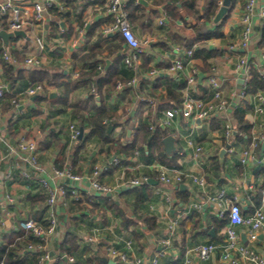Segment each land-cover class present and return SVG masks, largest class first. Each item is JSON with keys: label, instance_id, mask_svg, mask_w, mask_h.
<instances>
[{"label": "built area", "instance_id": "obj_1", "mask_svg": "<svg viewBox=\"0 0 264 264\" xmlns=\"http://www.w3.org/2000/svg\"><path fill=\"white\" fill-rule=\"evenodd\" d=\"M128 0H108L106 14L110 21L104 26L103 34L114 35L120 34L125 43L126 50L123 60L129 68L136 69L137 65L142 61V55L146 53L149 44L152 41L151 36L139 38L135 33L129 21V13L127 10ZM222 4V2H221ZM56 5L60 10L66 8L65 4L60 0H42L36 1L33 4L34 16L38 22L45 20L46 10ZM10 15V30H26L32 24L22 12V9L14 0H3L0 3V16ZM258 17L264 26V4L260 7L258 0H245L244 8L241 13L240 23L242 25L241 39L239 46L242 48L249 47L254 34L255 18ZM160 23L164 24V20L160 19ZM61 33L66 31L65 27L60 29ZM82 33V31H81ZM34 45L43 51L46 49V41L43 35H35L33 39ZM235 50L237 45L231 44L229 47ZM175 56L171 57L167 69L171 73H185L188 78V87L183 89L182 95L175 105L166 107L163 111L157 109L159 101L157 97L147 96L145 94L138 95V99L148 102L153 107L154 115L159 120V123L171 129L176 138L182 140V146L178 149V153L183 155L188 149H192V158L199 161L204 148L193 137L192 131L184 133L185 128L181 123V119H192L193 126L199 122L212 121L215 118L224 117L223 134L228 142H233L235 132V122L230 114L235 108L246 110L249 106L256 115L254 121L253 133L251 140L244 145L240 162L246 164L251 159L256 157V150L264 144V91H258L254 94L247 92L245 82L239 86L232 88L227 94L225 92V81L220 76L215 68L204 77L208 84V90L205 96L198 95L196 91L191 90V86L196 85L200 69L195 63L194 48H185L184 46H176L175 50L171 51ZM2 59L8 64H13L16 67L22 68L24 71L33 67H40L42 59L38 55L25 56L20 60L12 53V48L6 47L2 53ZM237 67L248 73V59L241 57ZM26 69V70H25ZM159 69L155 68L150 71V75L158 76ZM78 72H74L77 76ZM261 75L264 78V54L262 56ZM138 79L133 77L128 84L136 85ZM51 85L45 83H29L23 91L19 92L12 99L13 109L20 106L24 96H37ZM124 83L119 82L118 87L123 88ZM93 90H95L93 86ZM11 91L9 83L0 78V99L5 93ZM3 119V111L0 106V123ZM154 127V124L151 125ZM4 126H0V162H5L10 156L14 157L13 164L9 166L5 173V180H14L16 173L23 178H35L40 183L42 189L47 193L48 205L45 223L39 222L34 217H26L20 221L21 228L30 232L33 236L40 239V243H31L28 245V250L40 252L38 264L56 261L57 264H79L73 255H57L54 257L51 254V249L48 247L55 236L62 240L67 230L66 222L72 218V213L75 215L83 212H90L93 209L94 203L88 199H84L82 192L86 191L90 194L113 193L124 187L141 186L149 183L150 179L154 178L161 184H172L175 186L185 184L187 180L198 187L200 193L189 205L188 212H202L206 203H211L216 208L215 216L221 218L228 214L229 221L225 225L224 239L221 242L207 241L199 242L191 246L186 256L176 264H192L193 254L199 260V264L210 260L212 256L221 252L219 262L217 264H241L247 262L252 264H264V256L256 249L255 243L259 240L261 233L264 234V192L262 196V204L257 207L254 212L245 214L241 200L237 195H229L226 188L221 187L214 193L207 191L209 184L208 177L205 173H195L184 171L182 169L168 166L154 161L147 163L142 157L141 145L137 142L134 146L133 153L124 158L128 163L122 164L123 158L114 156L110 162L99 164L94 162L90 165L88 173H80L76 171L72 164L67 163L65 167L59 168L53 162L44 164L39 159V141L30 138L26 133H20L16 142L13 143L3 133ZM80 129L74 122L69 124L70 140L74 141L79 137ZM184 144V145H183ZM233 144V143H232ZM228 151L233 153L236 151L235 144L229 146ZM264 165V157H263ZM111 166H119L121 172L118 175L116 184L105 183L101 181L103 174H106ZM140 170H143L140 172ZM154 173L155 176H152ZM88 183V185H86ZM156 193L163 192L162 187L155 189ZM9 202H14L13 198L7 197ZM166 200L172 201L171 196L166 194ZM97 201V200H96ZM206 202V203H205ZM85 206L84 210L73 206L76 204ZM182 215L176 217H168L165 233L157 236L156 246L157 251L154 254H139L136 251V242L132 238L124 237L118 234L109 225H98L93 227L88 233L83 236L85 244L92 248H97L98 245L108 239L110 234L114 239L106 242L103 245L109 256L118 264H160V259L164 256L171 255L175 247L176 234L180 224L183 221ZM248 227L247 240L245 243L242 240V227ZM120 244V245H119Z\"/></svg>", "mask_w": 264, "mask_h": 264}, {"label": "crops", "instance_id": "obj_2", "mask_svg": "<svg viewBox=\"0 0 264 264\" xmlns=\"http://www.w3.org/2000/svg\"><path fill=\"white\" fill-rule=\"evenodd\" d=\"M17 5L22 9V12H24L25 16L29 18V21L32 23L30 24L27 29L25 30L26 35L18 37L16 39L10 38L9 46L13 50H20L23 51L25 56L29 55H38L42 59V65L40 67H46L50 70H60L62 68L65 69V72L67 73L66 76L63 77L65 81H68L72 78H75L74 72L77 71L79 73L81 69L82 63L78 61L77 59L74 60L73 55L74 54H83L87 51V49L91 46V44L94 41V37L87 39L86 38V30L88 27L91 26V24L98 20L106 21L102 27L104 29V26L109 23L110 18L106 14L107 4L108 0H102L101 1H94V0H76V2L80 1L81 3H86L87 6L85 7L83 11V20L86 27L82 26L79 22L78 15L74 12H72L71 19H67V17H61L58 14L52 12L49 10V8L45 12V20L43 22H38L35 19L34 16V7L33 4L36 1H42V0H14ZM59 1V0H58ZM64 4L66 3L64 0H60ZM137 1V0H135ZM149 1V0H148ZM202 2L204 0H201ZM3 2V0H0V3ZM150 2V1H149ZM151 3V2H150ZM245 0H236L234 2L233 9L230 13V16L228 17L226 23L223 26V31L225 34L224 38H212L204 43L207 47H214L222 50V52L217 55L215 58L212 59L213 61V68L217 71V73L224 78L225 83V92L228 94L232 88L241 86L244 82L249 79L250 75L249 73H246L244 70H240L237 65L239 62V59L241 57L247 58L248 62L254 61L255 64L262 67V56L264 54V47L259 46V41L262 37V32L264 26L262 25V22L258 17L255 18V28H254V34L253 38L251 40V43L249 47L242 48L239 46V41L241 39V31H242V25L240 23V17L241 13L244 8ZM152 4V3H151ZM264 4V0H258V5L261 7ZM153 5V4H152ZM161 6H164L161 5ZM160 6V7H161ZM66 8L64 11L68 10L70 7L65 6ZM159 7V8H160ZM154 8V5H153ZM158 8V9H159ZM152 9V8H150ZM59 11L63 12V10L58 9ZM73 11V10H72ZM160 11V10H159ZM161 16L155 17V16H149L145 19V23L149 26L150 18H154V23L150 28H147L146 30L139 27L132 25V28L134 29L135 33L139 38H143L146 36H151L152 41L149 44L147 51L145 54L151 57V62L149 64L150 68H142L140 69V64L136 67V78L141 82V78L145 76H151L150 71L157 68L159 69V72L161 75L163 74H169L170 76H176V79H179L180 76L187 77V74L185 73H171L167 69L168 63L171 59V57L175 56V52L173 54L171 51L175 50L176 46H183L180 39H173L170 35L171 32L174 30L170 26V20L169 18L164 15V8L163 11H160ZM182 13L185 14V11L182 10ZM215 18V17H214ZM160 19L164 20V24L160 23ZM50 22H55V24H50ZM215 22L214 20L208 25L214 26ZM62 27L66 28V31L64 33H61L60 29ZM1 30V29H0ZM9 31V30H8ZM82 31V33H81ZM182 32V31H181ZM185 33V32H184ZM183 34V33H182ZM35 35H43L44 39L46 41V49L43 51H40L33 42V39ZM104 35V34H103ZM114 35H108V36H115ZM111 37H106L105 41L103 42V46L107 47L110 41ZM168 42L169 48L165 49L161 46V42ZM4 42V41H3ZM5 44V43H4ZM231 44L237 45V48L235 50H231L229 47ZM126 50V43L124 41V45L122 48V51L119 50L113 55H116V58L120 56L121 54L124 56V52ZM113 55H109L108 48H105L102 54L100 55L101 58V71L102 74L105 73L106 68H108L111 63L116 59H113L111 63L107 66V60L111 59ZM24 56V57H25ZM254 57V59H251ZM24 59V58H23ZM22 59V60H23ZM163 62L165 65H160L159 63ZM195 63L200 69V76H198V80L196 85L191 86V90L196 91L198 95L205 96L207 92L205 90H208V84L205 81L204 77L207 74L201 69V65L203 64V60L200 57H195ZM167 64V65H166ZM105 66V67H104ZM128 67V66H127ZM39 68V67H37ZM26 70V69H25ZM30 69H27L24 71V74L27 76L29 75ZM2 71V63L0 62V72ZM159 76V75H158ZM158 76H153L152 78H156ZM167 76V75H166ZM1 78V77H0ZM30 83V82H29ZM28 83V84H29ZM26 82H18L15 89L17 93L23 91L24 88L28 85ZM137 85V84H136ZM93 86L95 90H93ZM188 87V84L184 87ZM183 88V89H184ZM183 89L178 96V99L182 95ZM60 89L56 88L54 85H51L43 92L45 96H50V98L56 97L59 94ZM96 86L93 82H89L79 88H77L70 96L71 103H75L77 101H83L84 98H87L89 94L95 93ZM120 91V90H119ZM142 95V94H141ZM157 97L160 101H167L166 98V90L165 88H160L157 91ZM163 96V98H161ZM138 99V95L136 96ZM155 97V96H154ZM50 98H45L42 100L39 104L37 103L36 96H24L21 100L20 106L16 109H13V107H10L8 110H3V119L1 120L0 126H4L3 133L10 139L11 142L15 143L17 137H12L7 132V124L9 122L14 121L18 118L20 115H30V120H27L24 124L22 122L21 125L23 126L20 133H26L30 138H34L36 140H40L43 136L46 135V131L42 130V125H45L47 123L56 122L53 126V130H57L58 132H65L64 130L69 132V124L74 122L76 124V120H70V110L71 107L68 105H61L56 104ZM139 100V99H138ZM178 101V100H177ZM100 96H97V103H100ZM38 104V107L41 108V112L39 114H32L31 110L33 108H36ZM110 108L116 109L117 112L121 115H123V122H126L125 128L127 130V136L131 139L133 137V129H131L132 126L137 127L142 119H144L148 113V104L138 108L139 103H137L135 100L128 102V99H122V95H115L112 99L108 102ZM63 109V112H57V109ZM138 108V111L135 109ZM127 111V112H126ZM135 112L134 114L132 112ZM234 122H235V132H234V139L233 144H235L236 151L233 153H230L228 151V148L231 145H233L231 142H228L224 138L223 134V123H224V117L215 118L214 120L208 122L203 121L201 124L199 122L196 124V127L192 128L193 120L192 119H181V123L185 128L184 133H187L189 131H192V135L194 139L203 146L204 152L202 153L200 160L195 161L192 158V149H188L186 154L181 155L178 159V166H173L179 169H182L184 171L189 172H195V173H205L208 177V186L207 191L208 192H216L221 187L226 188L228 194L231 195H237L239 196L241 200V204L243 208H245V214H250L248 212V206L250 203L249 200V193L255 190L256 184L262 183L263 178H258L256 176V170L263 167V157H264V148L263 146H259L256 150V157L254 159H251L246 164H243L240 162V157L242 150L244 149V145L247 144L251 140V136L253 133L254 128V121L256 120V115L252 111V107H248L246 109V116L247 119L250 121V123L253 124L252 126V133L251 136H248L247 134H244L242 132H239L237 128V121L234 117L233 111L230 112ZM131 115L133 120L131 122H127V117ZM164 129L168 130V134H172L171 129L167 128V126L163 125ZM117 137H121L122 134V128L118 127L117 130ZM166 135V136H167ZM84 136V135H83ZM165 136V137H166ZM176 138V137H175ZM164 139V138H163ZM130 141V140H129ZM127 142V141H125ZM140 143V147L142 150V157L144 158L143 151L148 152V146L143 145L140 140L136 141V143ZM135 143V144H136ZM182 140L179 138H176L175 144L176 149L171 153H166L169 155H172L177 150L181 148L182 146ZM227 144H229L227 146ZM184 145V144H183ZM135 146V145H134ZM143 147V148H142ZM226 147V154L224 156L223 162H221L219 157V152L221 148ZM134 149V148H133ZM96 151V154L93 155L92 160L95 162H99V164H106L110 162V160L117 156L115 154H112L110 158L107 157V154L101 150V147L98 146L93 152ZM91 153V155L93 154ZM132 154V153H131ZM130 154V155H131ZM90 155V156H91ZM129 155V156H130ZM59 156V148L56 150H41L40 144H39V159L44 164H50L53 162L54 158ZM89 156V159H90ZM119 157V156H118ZM88 159V160H89ZM92 160L90 164L86 163L84 166V173H88L90 171V165L92 164ZM14 157L10 156L5 162H0V243L4 241V234L8 232L10 228L17 229L20 226V221L23 220L26 217H33V214L37 212V210L40 208L39 205H32L28 201V196L30 194H33L35 192H38L42 190V187L37 179H27L23 178L21 175H18V173L15 175L14 180H5L4 176L6 171L8 170L9 166L13 164ZM146 161V160H145ZM219 161L222 168L216 169L215 162ZM147 162V161H146ZM93 165V164H92ZM118 168V167H117ZM88 169V171H87ZM143 170H140L142 172ZM121 172V168L119 167L117 170L113 172V174H107L104 176L103 181L105 183L110 184H116L118 175ZM154 175V173H153ZM155 176V175H154ZM223 179L222 183H219V179ZM154 179V178H153ZM156 180V179H155ZM158 184V183H157ZM154 184V185H157ZM88 185V183L86 184ZM185 187L181 188L183 191L188 192L189 194V201L187 203H184L180 201L179 195H177V192L175 190V185L172 184H160L158 187H162L163 192L156 193L154 190V193L156 194V197L154 200L150 203H148V213L153 214L157 216V222L158 227L147 232L145 237L140 240V243L142 245V249L136 242V251L139 254H154L155 251H157L156 246V237L163 235L165 233V226L168 217H176L177 215H182L183 221L180 224L177 234H176V240H175V247L172 251V254L164 256L160 259V264H169L172 263L174 260L177 262H173L172 264H176L181 261L184 256H186L187 250L193 246L196 243L199 242H207L210 241V236H208L205 233H198L194 237L191 238V233L185 234L186 230H190L193 221L190 218L187 217L191 212H188V208H186L187 205H189L194 199L197 198L200 191L198 190V187L191 183L189 180L186 181L184 184ZM124 188H127L124 190ZM119 189L118 191H115L113 193H106L111 196H114L117 198V203L124 205V202L126 203V207L129 209L126 211V208L123 209L129 216H133V207H132V201H133V194H130L127 192L131 187H124ZM157 188V187H156ZM155 188V189H156ZM264 192V189H263ZM98 196H101L102 194L100 192L96 193ZM166 194L171 196L172 201L168 202L166 200ZM10 196L13 198L14 202H9L7 200V197ZM98 202V198H97ZM178 202V204H177ZM206 203V202H205ZM100 208L96 207L92 209L90 212L87 213V217L93 216V218L97 219V222L90 224L87 223V219L85 221H80V224L77 228H75L78 233L82 237V243H83V252L86 254L85 257L90 256L94 253L97 248H92L90 245L85 244L86 242L83 239V236L88 233L93 227L98 225H109L112 228H114V231L118 234H122L124 237L132 238L134 237L131 234V229L133 226H131L128 230L123 229V225L120 223L119 220H117L114 217V213L109 210L108 215L110 217V223L109 224H103V221L99 217ZM216 212V208L211 203H206L204 209L200 213L203 219V222L205 224V228L208 227V224L210 222L209 217L214 216ZM72 216H75L74 213H72ZM8 222V223H7ZM67 229L73 228L75 225L73 224L72 219L68 220L66 223ZM74 225V226H73ZM144 227V223L141 224ZM214 228L213 226L210 228V230ZM224 229L225 226L222 228V230L218 233V235H223V239L225 237L224 235ZM247 230L248 227L244 226L241 228L242 231V240L245 242V239H247ZM215 234V229H214ZM59 236V234H58ZM55 236L53 240L49 244V248L51 249V254L54 257H57L58 255V247L62 240ZM114 239V236L110 234L108 239H104L105 242L111 241ZM181 243L183 246V254L181 252V247L178 243ZM221 242V241H220ZM105 244V243H104ZM120 245V244H119ZM103 249H105V246H100ZM256 249L264 256V234L261 233L259 240L255 243ZM99 248V247H98ZM107 252V250L105 249ZM108 255V253H107ZM221 256V252L217 251L212 258L204 264H217L219 262ZM110 258V261L113 260L111 256L108 255ZM113 264L116 263L115 260H113ZM199 260L197 259L196 255L193 254V261L192 264H199ZM30 264V263H29ZM45 264H57L56 261H50L46 262ZM241 264H252L247 262H241Z\"/></svg>", "mask_w": 264, "mask_h": 264}, {"label": "trees", "instance_id": "obj_3", "mask_svg": "<svg viewBox=\"0 0 264 264\" xmlns=\"http://www.w3.org/2000/svg\"><path fill=\"white\" fill-rule=\"evenodd\" d=\"M65 6L70 7L66 11H59V7L53 5L49 7V10L58 14L61 17H67L71 19L72 12L76 13L79 18V22L82 26H85L83 20V11L87 6L86 3H81L76 0H64ZM98 1V0H94ZM103 2L102 0H99ZM154 8L149 9L147 6L139 3L135 0H128L127 10L129 13V21L131 25L139 26L143 29L150 28L154 23V18H150L149 26L145 23V19L149 16L159 17L161 13L159 7L164 4V15H166L170 20V26L174 30L170 33L173 39H180L185 48H194L195 57H200L203 60L201 69L210 73L213 71V61L212 59L219 55L222 50L214 47H207L204 43L212 38H224L225 34L223 31V26L226 23L230 13L233 9L234 2L232 0L231 6L227 14L214 26L208 25V23L214 20L217 14L222 0H149ZM73 10V11H72ZM185 11V14L182 13ZM106 21L98 20L91 24L86 30V38H95L91 46L86 52L81 54H74V60L77 59L82 63L81 69L75 78L68 81L63 79L67 75L65 69L60 70H50L46 67H33L29 71V75L24 74L22 68L16 67L13 64H8L2 59V53L6 46L3 39L0 37V62L2 63V71L0 72V77L5 79L11 88V91L5 93L4 97L0 99V106L3 110H8L12 105V99L17 96V91L15 89L16 85L20 81H24L27 84L30 82L35 83H45L49 85H54L56 88L60 89L59 94L56 97L50 98V96H45L44 94H39L36 96L37 103L39 104L45 98H50L54 103L61 105H68L71 107L70 110V120H76L79 129L82 127L84 129V136L82 138H77L74 141L70 140V134L65 132H58L53 130V126L56 122L47 123L42 125V130L46 131V135L39 140L41 150H56L59 148V156L55 157L53 163L59 167L63 168L67 163L73 165L74 169L80 173H84V166L86 165L89 156L98 146L101 150L107 154L110 158L112 154H115L123 158L122 164L126 165L128 162L124 159L133 153V148L136 141L140 140L143 145L148 146V152L143 151V155L147 163H154V161H160V163L166 164L168 166H178V159L181 157L178 152L169 155L165 151L163 138L168 134V130L163 128V125L159 123V120L154 115V110L148 102L141 101L137 99V95L145 94L147 96H157V91L160 88H165L167 101L157 104V109L163 111L166 107L175 105L178 100L182 89L188 84V78L184 75L176 79L173 75H161L152 78L151 76H145L141 78V82L137 85L128 84V82L136 76V69L129 68L123 60V55L118 56L111 65L106 68L104 74H102L100 63V55L105 48H108L109 55H113L117 51L121 50L124 45V39L120 34L115 36L103 35V25ZM50 24H55V22H50ZM0 29L10 30V15L0 16ZM182 31V32H181ZM185 32V33H184ZM183 33V34H182ZM21 36H13L16 39ZM106 37H111L112 41L109 42L107 47L103 46V42ZM161 46L165 49L169 48L168 42H161ZM259 46L264 47V28L262 32L261 40L259 41ZM12 53L17 56L18 59L22 60L24 58L23 51L13 50ZM251 59H254L252 57ZM151 62V57L147 54L142 55V63L140 64V69L150 68L149 64ZM160 65H165L163 62ZM167 65V64H166ZM105 67V66H104ZM262 67L255 64L254 61L248 62V73L250 75L249 79L245 83V88L248 93L254 94L258 91H264V78L261 75ZM93 82L96 86L95 93L89 94L87 98L83 101H77L71 103V94L79 87ZM122 82L125 84L123 88L118 87V83ZM24 90V89H23ZM120 90V91H119ZM207 92V89L205 90ZM100 96V103H97V96ZM115 95H122V99H128V102L135 100L139 103L138 108L145 105L148 106V113L144 119H142L137 127L132 126L133 137L127 136V130L125 127L126 122H123V115L119 114L116 109L110 108L108 102ZM159 98V97H158ZM163 98V96L161 97ZM160 101V100H159ZM31 110L32 114H39L41 108L38 107ZM250 107V106H249ZM18 108V107H17ZM138 108L135 110L138 111ZM57 112H63V109H57ZM127 112V111H126ZM234 117L237 121V128L239 132L251 136L253 124L247 119L246 110L241 108H235L233 111ZM127 122H131L134 117L129 115L127 117ZM27 120H30V115H20L14 121L11 120L7 124V132L12 137H17L23 128L22 122L25 124ZM154 124V127L151 125ZM118 127L122 128L121 137H117ZM130 140V141H129ZM127 141V142H125ZM143 148V147H142ZM95 161L92 160V163ZM216 169H221L222 166L219 161L215 162ZM119 166H111L106 174H103L101 181L107 174H113ZM256 176L258 178H263L262 183H257L255 190L249 193V206L248 212L252 213L255 209L262 204V196L264 189V166L256 170ZM17 174V173H16ZM19 175V174H18ZM152 176H154L152 174ZM34 179V178H30ZM223 179H219V183H222ZM161 182L157 185L151 182L145 183L141 186L131 187L127 192L133 194V216H129L120 204L117 203V198L109 194H102L98 196L97 194H90L83 191V198L88 199L94 203L93 209L100 208L99 217L103 221V224L110 223V217L108 215L109 210L114 213V217L120 221L123 225V229L128 230L131 226V234L134 240L137 241L138 245L142 249L140 240H142L147 232L152 231L158 227L157 216L148 213V203L152 202L156 197L154 190L158 187ZM177 195H179L180 201L187 203L189 201V194L181 189L180 185L175 187ZM98 198V202L96 201ZM28 201L34 206L39 205L40 208L37 210L33 217L39 222L45 223V216L47 214L48 205L47 193L42 189L38 192L30 194L28 196ZM76 204V203H75ZM178 204V202H177ZM77 205V204H76ZM78 207L79 209L85 208L82 204L73 206L74 210ZM245 212V208H243ZM72 216V221L74 227L66 230L63 240L58 247V255H73L75 256L77 263L79 264H110V258L107 255L105 249L102 246L105 241H102L97 250L94 251L90 256L85 257L83 252V243L81 235L75 229L79 226L80 221H85L87 223L93 224L97 222V219L93 216L87 217V213L83 212L79 216ZM193 221V225L190 230H186L185 234L191 233V238L198 233H205L210 236V241L220 242L223 240V235H218L222 228L228 223V214L219 218L217 216H210V222L208 227L205 228L202 216L200 213L193 211L187 217ZM144 223V227L141 225ZM214 227L215 234L210 233V228ZM40 239L33 236L27 230L19 226L17 229L10 228L7 233L4 234V241L0 243V264H38L40 252H34L28 250V245L31 243H40ZM181 247V252L183 251V245L179 242ZM183 254V252H182ZM179 261V260H177ZM173 261V262H177ZM172 262V263H173ZM169 263V264H172Z\"/></svg>", "mask_w": 264, "mask_h": 264}, {"label": "water", "instance_id": "obj_4", "mask_svg": "<svg viewBox=\"0 0 264 264\" xmlns=\"http://www.w3.org/2000/svg\"><path fill=\"white\" fill-rule=\"evenodd\" d=\"M137 2L142 3L143 5L147 6L149 9L153 8V5L148 1V0H137ZM232 0H222V4L217 12V14L215 15L214 21L215 22H219L229 11L230 6H231ZM164 6H161L159 8L160 11H163ZM26 32L25 30H14V31H8L5 29H1L0 30V37L3 39L5 45L7 46L9 44V40L10 38H12L13 36H25ZM116 58V55H113L111 59L107 60V66L111 63V61L113 59ZM166 75H169L168 73ZM133 114L135 113L134 111L132 112ZM164 127V126H163ZM84 135V129L81 127L80 128V133H79V138H82ZM176 138L174 135L169 134L166 137H164L163 142H164V147L165 150L167 151V153L171 154L175 149H176V144H175ZM229 144H227L228 146ZM263 148H264V144H263ZM96 154V151L93 152V154L90 156V159L88 160V163L90 164L93 155ZM226 154V147L221 148L220 152H219V157L221 162H223L224 160V156ZM88 171V169H87ZM150 182L152 184H157L158 181L155 179H150ZM181 188L185 187L184 184L180 185ZM127 188H124V190H126ZM111 194V193H110ZM8 223V222H7ZM210 233L214 234V228H212L210 230ZM248 240L245 239V243H247ZM113 260L110 261V264H113Z\"/></svg>", "mask_w": 264, "mask_h": 264}, {"label": "rangeland", "instance_id": "obj_5", "mask_svg": "<svg viewBox=\"0 0 264 264\" xmlns=\"http://www.w3.org/2000/svg\"><path fill=\"white\" fill-rule=\"evenodd\" d=\"M120 206L123 208V209H125L126 208V211H128L129 209L126 207V203L124 202V205H121L120 204ZM149 233V232H148Z\"/></svg>", "mask_w": 264, "mask_h": 264}]
</instances>
